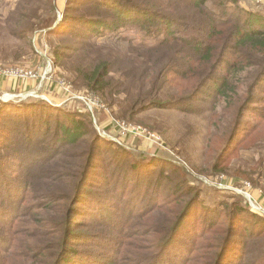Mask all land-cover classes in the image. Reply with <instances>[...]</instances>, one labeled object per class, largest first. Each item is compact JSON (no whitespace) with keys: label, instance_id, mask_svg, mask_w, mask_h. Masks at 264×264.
Returning a JSON list of instances; mask_svg holds the SVG:
<instances>
[{"label":"trees","instance_id":"16d2710c","mask_svg":"<svg viewBox=\"0 0 264 264\" xmlns=\"http://www.w3.org/2000/svg\"><path fill=\"white\" fill-rule=\"evenodd\" d=\"M79 1H70L69 7L76 6L75 14H64L63 25L71 26L66 31L53 33L51 27L55 17L52 14H35L49 35L70 36L78 42V48L70 47L62 52L60 47L54 52L56 64L62 65L76 88L93 91L103 100L112 98L116 81V70L110 66L112 60L104 59L102 54L87 64L82 61L98 52V49L93 51L92 41L106 39L105 32L113 34L126 28L138 29L150 43H140L136 51L141 55L130 63L133 72L130 81L134 86L139 83L137 92L127 90L123 95L130 113L147 112L152 110L146 109L150 106L148 108L195 114L202 112L200 106L225 105L233 114V133L221 152L220 149L215 151V172L227 166L229 161L224 155L237 148L235 155L247 140L256 148L262 146L264 140L259 130L264 124V94L258 95V91L264 85V11H248L238 0ZM80 25L88 30L76 33L72 26ZM114 59L120 63L118 55ZM150 85L156 89L148 90ZM197 90L199 92L195 93ZM247 110L256 112L252 126L243 122ZM89 123L82 115L69 117L42 101L29 100L19 105L0 102V264H19L13 259L14 252L9 254L12 251L10 239L5 237L10 234L13 240L17 219L28 217L24 207L32 199L43 200L38 210H49L46 206H51L53 201L58 204L59 221L55 225L69 238L61 241L60 251L54 256L35 254L28 258L30 262L26 259L21 264H120L122 257L131 264H225L228 261L229 264H264V237H261L264 230L247 229L246 237L250 241L244 237L238 239L237 223L258 226L261 222L257 215L238 203H221L213 209L215 212L207 213L201 218L199 228L188 230L184 235L183 247L175 249V240H180L190 212L200 202L201 192L177 184L173 189L174 205L166 209L164 217L161 211L165 205H159V201L167 199L164 193L154 192L157 187L153 175H147V184L134 185L137 189L140 186L147 189L143 194L138 191L136 199L132 192L126 199L125 188L121 189L125 192H117L121 196L120 205L95 223L96 230L109 228L110 233L102 235L95 230V233L83 235L86 242L75 240L72 232L76 227L72 224L75 213L85 210L92 202L100 205L90 192L89 181L102 146ZM65 148H80V152L72 156L74 162L68 163L73 173L63 180L43 179L38 175V168L56 159L67 150ZM169 173L171 169L161 168L159 178L166 175V180L173 185L178 175L168 177ZM235 173L237 177L245 174L244 167L234 170ZM41 185L47 189L42 191ZM54 187L62 189L53 192ZM151 202L155 203L151 205ZM116 211L119 217H113ZM152 213L162 225V231H155L161 237L149 241L147 246L142 245L137 253L125 238L136 236L140 226L138 219ZM10 227L12 232H9ZM30 239L37 240L35 236ZM254 239L258 242L252 241ZM92 245L102 251L88 255L80 247ZM146 249H150V253L144 254ZM200 250L206 253L200 254Z\"/></svg>","mask_w":264,"mask_h":264},{"label":"rangeland","instance_id":"374dc122","mask_svg":"<svg viewBox=\"0 0 264 264\" xmlns=\"http://www.w3.org/2000/svg\"><path fill=\"white\" fill-rule=\"evenodd\" d=\"M70 1L0 0V23L7 25L0 24V74L14 69H26L36 74L34 81H15L16 85L13 88L11 86L6 90L7 92L0 93V96L10 94V97L0 99V102L19 105L29 100L42 101L69 117L82 115L90 122V127L102 146L96 156L95 170L89 181L90 192L100 205L92 202L85 206V210L75 213L72 219V224L76 225L72 229L76 235L75 240L86 242L83 235L95 233L96 221L106 218L108 213L111 214L113 209L120 205L121 196L117 192L122 188L127 190L126 199L129 198L131 192L135 199L138 191L143 194L147 189L143 186L137 189L134 185L147 184V175L154 177V186L158 188H155L154 192L164 193L162 195L163 197L165 195L167 199V201H159V205H165L161 211L164 217H166V209L174 205L173 189L177 184L180 183L181 186H188L201 192L200 202L190 212L180 233V240L178 238L175 240V245H177L175 249L178 247L181 249L183 237L188 230L199 228L202 224L201 218H204L207 213L215 212L213 209L221 203L241 204L243 208L246 207L257 215L261 221L257 224L258 226L237 223L238 239L244 237L250 241L246 237L247 229L264 230V207L262 211L254 209L249 201L251 199L254 205L260 206L264 199V177L261 175H264V165L262 169H258L260 164H264V143L260 142L263 143L262 146L256 148L253 142L247 140L235 155L237 148L228 151L224 155V159L229 161L227 166L223 165L221 172H215L213 168L217 162L215 151L220 149L221 152L233 133V114L226 109L225 105L217 108L200 106L202 112L195 114L173 109L148 108L150 106H146L147 110L152 109L147 112L142 110L130 113L128 105L124 103L123 95L127 90L135 93L139 87L138 82L135 83L136 87L130 81L129 76L133 74L130 63L133 58L141 55L136 51V47L140 43H150L145 34L138 29L126 28L113 34L105 32L106 39L92 41L95 45L93 51L98 49V52L94 53L95 57L92 53L88 60L82 61V64H87V62L98 59L102 54L104 59L112 60L110 66L116 70V81L113 82L115 91L112 98L103 100L93 91L76 88L72 78L64 72L62 65L56 64L54 52L60 47L61 50L63 49L62 52L70 47L78 48V42L70 36L49 35L48 29L39 24L35 18L37 13L48 16L52 14V17H55V22L51 27L52 31L54 29L53 33L69 30L71 26L63 25L62 21L64 14H75L76 6L69 7ZM82 1L85 0H80L79 3ZM238 1L248 11H264V0ZM10 23L11 26H8ZM59 25L62 28L57 30ZM72 27L76 28L78 34L88 30L81 25ZM117 55L121 59L120 63L115 62L114 58ZM78 56L82 54L75 56L72 61H76ZM64 57L66 54L63 55ZM0 79L3 78L0 77ZM151 89L156 88L150 85L148 90ZM197 92L199 90L195 93ZM262 94H264V85L258 91V95ZM16 95H19V98L14 97ZM192 106L197 107L195 104ZM255 113L254 110H247L243 122L250 123L252 126L256 121ZM259 133L264 140V124ZM65 149L68 151L61 152L56 159L54 158L44 167H39L38 175L41 174L43 179L51 177L54 180H63L65 176H70L73 168L69 167L68 163L74 162L72 156L77 155L80 148ZM240 167H244L245 174L237 177L234 170ZM161 168L172 170L168 177L172 174L178 175L174 178L173 185L169 184L168 179L166 180V175L162 179L159 178L158 173ZM165 187L169 189L166 190ZM41 189L44 191L47 187L41 185ZM58 189L62 188L54 187L52 191L55 192ZM121 191L125 192V190ZM168 192L169 195H167ZM152 199L155 200L154 197ZM42 201L40 199L28 200L27 206L24 207V211L26 209L29 214L28 217L17 219L13 232L10 227L9 232L14 233L13 240L10 234L5 237L6 240L10 239L12 251H9V254L14 252L15 258L13 259L19 264L26 259L30 262L28 258L35 254L54 256L60 251L61 241L69 238V235L64 234L63 229L58 230L55 225L59 221L58 204L53 201L51 206H46L49 210H38L40 207L38 205ZM153 203L155 202H151V205ZM98 207L101 210L98 211ZM219 211L222 212V209ZM87 212L89 214H86ZM113 217H119L117 211ZM156 221L154 213L138 219L140 226L136 229L137 235L125 238L126 241H130L137 253L140 252L142 245L147 246L149 241H157L161 237V234L155 231H162L163 228ZM240 222H245V220ZM96 231L102 235L110 233L109 228ZM32 236H35L37 240L30 239ZM261 237H264V232ZM252 241L258 242L256 239ZM12 244L14 247L11 246ZM80 247L88 255L102 251L93 245ZM148 253L150 249L144 252V254ZM199 253L205 254L206 251L200 250ZM254 256L258 257V254ZM122 259L120 264H131L129 260L123 257ZM225 264H229V261Z\"/></svg>","mask_w":264,"mask_h":264},{"label":"built area","instance_id":"2783aa9c","mask_svg":"<svg viewBox=\"0 0 264 264\" xmlns=\"http://www.w3.org/2000/svg\"><path fill=\"white\" fill-rule=\"evenodd\" d=\"M0 77L5 78V79H11L14 81H34L36 79V74L33 71L26 70V69H14L12 71H4L3 73L0 74ZM10 97V94H3L0 96V99ZM16 98H19V95L14 96ZM250 205L257 210L262 211L264 207V199L261 202V205H254L252 203L251 199H249ZM257 206V207H256Z\"/></svg>","mask_w":264,"mask_h":264},{"label":"crops","instance_id":"0c3cea01","mask_svg":"<svg viewBox=\"0 0 264 264\" xmlns=\"http://www.w3.org/2000/svg\"><path fill=\"white\" fill-rule=\"evenodd\" d=\"M16 85L14 80L9 79H0V93L7 92L6 90L12 86V88Z\"/></svg>","mask_w":264,"mask_h":264}]
</instances>
